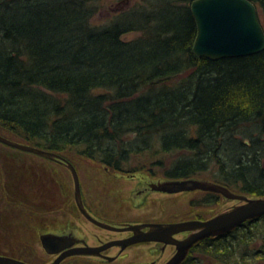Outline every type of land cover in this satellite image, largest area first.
Returning <instances> with one entry per match:
<instances>
[{
    "label": "trees",
    "instance_id": "16d2710c",
    "mask_svg": "<svg viewBox=\"0 0 264 264\" xmlns=\"http://www.w3.org/2000/svg\"><path fill=\"white\" fill-rule=\"evenodd\" d=\"M100 1L0 0V134L115 172H213L264 198V51L195 57L193 0H130L93 25ZM249 1L264 18V0ZM262 227L264 216L204 239L182 264H264Z\"/></svg>",
    "mask_w": 264,
    "mask_h": 264
},
{
    "label": "rangeland",
    "instance_id": "374dc122",
    "mask_svg": "<svg viewBox=\"0 0 264 264\" xmlns=\"http://www.w3.org/2000/svg\"><path fill=\"white\" fill-rule=\"evenodd\" d=\"M129 4L130 0H127L125 4H122L121 0H102L97 3L99 6L97 14L92 18L91 23L93 25L104 24L113 14L123 10ZM257 10L260 23L264 28V18L261 10L259 8ZM136 36L137 34L125 35L123 40L129 41ZM244 140L248 142V139ZM59 156L71 163L76 169L82 199L90 212L97 217L106 218L108 221L110 220L118 225L135 222H168L171 224L187 221H207L220 213L230 210L234 206L242 204L240 201L229 200L212 191L200 189L168 191L160 188V186L165 183L176 182V180L164 179L161 176L150 177L146 173H135L134 177L132 174L128 175L130 174L129 172H124L127 174L114 173L115 171L104 167L101 163L75 154ZM131 164L135 166L137 161L133 160ZM3 172L9 175V184L13 191L16 192L18 190L19 194L20 188H23L26 192H33L26 194L27 200L38 201L41 199L44 202H49L48 204L50 205H57V211L60 214L59 222L69 221L74 224L75 232L79 233V235H88L96 232L103 234V236H116L114 233L96 229L77 214L74 203L73 177L62 162L22 152L0 143V175ZM212 174L213 172H203L186 180L200 183H216L212 178ZM0 180H2L1 176ZM209 193L220 196L217 204L208 207L191 205L192 201L199 200ZM234 193L240 194L238 192ZM246 197L253 198L249 195ZM34 210L30 209L29 211ZM43 210H48V208ZM43 216H50V214L43 213ZM69 218H72V221ZM262 228L264 231V227ZM188 235L189 232L180 233L178 238L181 240V238L184 239ZM257 245L258 243L255 242L254 246ZM160 249H162L160 246L155 245L150 251L146 247L132 249L124 259L125 264L128 262L130 264H150L152 261H155V264H163L176 253L174 246L171 245L165 247L163 251ZM204 264L210 263L206 261ZM257 264L263 263L257 262Z\"/></svg>",
    "mask_w": 264,
    "mask_h": 264
},
{
    "label": "water",
    "instance_id": "95a60500",
    "mask_svg": "<svg viewBox=\"0 0 264 264\" xmlns=\"http://www.w3.org/2000/svg\"><path fill=\"white\" fill-rule=\"evenodd\" d=\"M190 10L195 20L197 34L192 52L197 58L220 60L238 58L258 54L264 51V29L260 23L258 10L249 0H193ZM0 143L13 149L35 154L49 160L62 162L71 172L74 181L75 201L80 211L97 225L111 230H132L135 237L121 242L122 244L156 241L173 245L174 256L166 264H182L190 249L198 242L224 235L246 221L264 216V198H248L236 194L218 183H203L192 180H182L165 183L160 188L168 191L205 190L212 191L229 200H237L242 204L220 213L207 221H187L166 225L150 224L149 232L143 233L139 227L131 226L117 229L93 220L82 205L80 182L74 166L58 154L9 140L0 135ZM189 232L184 239L174 236ZM84 249L71 252L83 253ZM90 253L89 251H87ZM57 264V263H55Z\"/></svg>",
    "mask_w": 264,
    "mask_h": 264
},
{
    "label": "flooded vegetation",
    "instance_id": "af4514ba",
    "mask_svg": "<svg viewBox=\"0 0 264 264\" xmlns=\"http://www.w3.org/2000/svg\"><path fill=\"white\" fill-rule=\"evenodd\" d=\"M117 173L127 174L128 172ZM129 173L128 175L132 174L134 177L135 173H146L150 177L161 176L164 179H168L164 177L162 172H156V174L154 172ZM0 176L2 177V180H0V264H125L124 259L132 249L146 247L150 251L155 245L160 246L162 248L160 250L163 251L165 247L170 246L169 244L156 241L122 244L121 242L136 236L132 230L117 231L103 228L84 216L74 201L77 214L96 229L116 235L108 237L95 232L81 236L75 232L74 224L69 221L59 222L60 214L57 211V205H50L48 204L49 202H44L41 199L38 201L27 200L26 194L33 192H26L25 189L20 188L18 194V190L16 192L13 191L9 184V175L3 172ZM82 205L93 220L117 229L137 226L141 232L146 233L151 230L147 226L148 224H169L168 222H135L118 225L110 220L108 221L106 218H100L92 214L83 199ZM45 208H48V210H43ZM30 209L35 210L29 211ZM49 209H53V211ZM43 213L50 214V216H43ZM69 219L72 221V218ZM179 235L177 234L174 237L180 239L178 238ZM79 249L87 250L90 253L84 251L83 253L71 254V252ZM127 264H130V262ZM150 264H155V261Z\"/></svg>",
    "mask_w": 264,
    "mask_h": 264
},
{
    "label": "bare ground",
    "instance_id": "6f19581e",
    "mask_svg": "<svg viewBox=\"0 0 264 264\" xmlns=\"http://www.w3.org/2000/svg\"><path fill=\"white\" fill-rule=\"evenodd\" d=\"M264 29V28H263Z\"/></svg>",
    "mask_w": 264,
    "mask_h": 264
}]
</instances>
